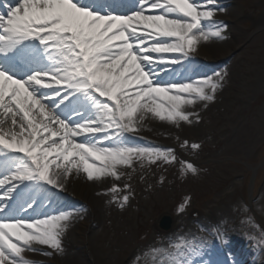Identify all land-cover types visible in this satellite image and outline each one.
I'll use <instances>...</instances> for the list:
<instances>
[{
  "label": "snow or ice",
  "instance_id": "1",
  "mask_svg": "<svg viewBox=\"0 0 264 264\" xmlns=\"http://www.w3.org/2000/svg\"><path fill=\"white\" fill-rule=\"evenodd\" d=\"M93 3L0 0V264H28L25 254L37 246L62 251L71 214L16 219L35 208L28 200L9 211L25 190H59L60 179L73 173L89 182L119 180L117 170L135 160L172 164L171 151L126 146L125 134L138 132L149 115L188 124L184 110L212 103L220 87L214 78L157 81L158 66L180 64L201 44L224 39L211 0H135L128 14L113 12L109 0ZM24 57L29 62L22 65ZM73 98L91 113L78 110V125L61 114ZM170 247L156 250L160 264H187L191 245Z\"/></svg>",
  "mask_w": 264,
  "mask_h": 264
},
{
  "label": "rangeland",
  "instance_id": "2",
  "mask_svg": "<svg viewBox=\"0 0 264 264\" xmlns=\"http://www.w3.org/2000/svg\"><path fill=\"white\" fill-rule=\"evenodd\" d=\"M211 2L216 12L214 21L226 29L225 38L236 48L229 50L224 63V58L218 56L209 64L197 58L205 63L201 67L194 63L200 74L182 82L162 83L166 78L164 73L172 75L170 78L180 77V73L177 74L178 70L174 74L170 72L174 70L173 65L158 66L162 76L157 77V81L167 86L214 78L220 87L213 96V102H201L205 105L203 113L194 120L190 118L188 124L172 125V129L162 132L158 131L159 119L143 120L138 123L143 133L124 136L126 146L171 151L173 163L157 161L148 164L146 160H135L130 168L117 170L121 177L119 180L105 178L95 183L97 189L105 188L106 195L101 203L102 214L95 221L82 223V219L91 213L83 204L70 200L69 194L61 189L49 191L48 196L53 200L47 210L40 207L28 215L19 212L15 218L24 221L53 213H71L67 230L62 235V251L53 252L37 246L36 252L45 260L34 262L160 264L161 254L156 250L172 251L170 245L173 242H183L191 245L187 250V264H195V259L201 258L204 264H213L211 259L217 257L222 260V257L211 254L213 249L209 242L225 237L245 241L241 246L250 253L249 257L257 250L260 256L256 264H262L264 0ZM132 12L117 11L120 14ZM195 54L203 58L197 51ZM165 67L169 70L164 71ZM65 117L74 124L80 123L74 115ZM193 145L198 147L193 150ZM187 164L193 167L194 172L187 171ZM247 164L253 168L259 166L252 193H249L252 174ZM65 181L63 187L69 178ZM90 184L84 191L94 189ZM112 187L119 191L110 193ZM87 196L94 199L91 192ZM124 196L128 197L126 204L121 203ZM181 208L182 212L179 211ZM163 213L172 217L171 228L167 231L156 226ZM45 252L48 255L42 254Z\"/></svg>",
  "mask_w": 264,
  "mask_h": 264
},
{
  "label": "bare ground",
  "instance_id": "3",
  "mask_svg": "<svg viewBox=\"0 0 264 264\" xmlns=\"http://www.w3.org/2000/svg\"><path fill=\"white\" fill-rule=\"evenodd\" d=\"M96 4H97L96 6H101V7L103 5L100 3H96ZM217 15H220V14H217ZM226 33L227 32H225V31L222 32V35L224 36L223 40H213L212 42H210L208 44H201L198 47L197 52L203 56L202 59L207 60L209 62H214L218 58H224L222 63H224L225 60H227L226 58H228L229 50H233L236 47L234 44H231L227 40V38H225ZM215 56H218V58H215ZM191 58L192 57L189 56V59L191 61H193ZM184 61H186V60H184ZM185 63L186 62H183L182 70L180 72L183 75L181 77L182 81H186L190 78H194V75H196L197 73H200V71H198L199 68L196 66V64H193L192 68H190L188 70V68L191 66V64L185 65ZM198 63H199L198 64L199 67H201V65L205 64L204 62H200V61H198ZM178 79L177 78H168V82L169 81H179ZM160 81H162V80H160ZM76 106H77L76 101H73L71 103L70 110L71 109L76 110ZM204 109H205V105H203L202 103H198L195 107L186 108L184 111H185V114H188L190 116V118L194 120L195 118L199 117L201 113H203ZM87 115L90 116L91 113L89 112ZM146 120L150 121V120H154V118L149 115V118ZM170 129H172L171 124H168L166 122H160L159 123L158 131L160 130L162 132H166ZM153 131H154V128H153ZM141 133H143V130L139 129V131L134 133V134H141ZM68 178H69V182L67 181V184L64 187H63V183H66V181L63 178L60 179L59 189L66 191L73 198H75V200L77 202H79L80 204H83V206L86 207V209L89 211V213H91L90 216H88V218L82 219L83 220L82 223L95 221L99 217V215L102 214V211H103V207L101 206V203L104 202L106 199L105 190H104L105 188L100 187L99 189H97L98 187H96L94 185H95V183H98V182H89L82 173L81 174L73 173ZM89 183H91L90 185H92L94 187V189L93 190L86 189V191H84V189L87 187V185ZM27 191H28V195H31V193L33 195H35L36 201L45 199V205L49 204V200L46 201L47 197L45 195H46L47 191H46V188H44V186L36 187L35 190L28 189ZM88 192H91L92 196H94L93 200L88 199V196H87ZM71 211H73V210H71ZM64 213H66V212H64ZM80 215L82 216V214H80ZM211 216H213V215H211ZM222 233H223V231H221L219 233V235L221 236ZM83 239H84V237H83ZM238 242H231V241L221 239V241H220L221 244L214 242L213 245H211V247L216 248V249H226L227 247H225V246H227V245L231 246L230 244L235 245V244H238ZM239 247H240V245L237 246L236 248H237V250L239 249L238 253L240 255L242 250ZM255 255H260V254L255 253L254 256ZM25 259H26V261H28V264H30V263L31 264H37L34 261L38 260V259H40V261L45 260L37 252L26 253ZM263 264H264V261H263Z\"/></svg>",
  "mask_w": 264,
  "mask_h": 264
},
{
  "label": "water",
  "instance_id": "4",
  "mask_svg": "<svg viewBox=\"0 0 264 264\" xmlns=\"http://www.w3.org/2000/svg\"><path fill=\"white\" fill-rule=\"evenodd\" d=\"M170 219L168 218V217H165V216H163L162 218H161V220H160V224H161V226H163V227H168L169 225L167 224V221H169Z\"/></svg>",
  "mask_w": 264,
  "mask_h": 264
}]
</instances>
